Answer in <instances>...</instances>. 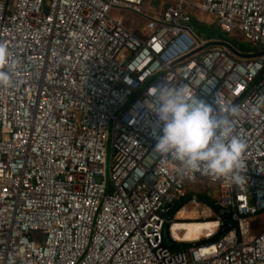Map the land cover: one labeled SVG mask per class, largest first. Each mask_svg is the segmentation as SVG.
<instances>
[{
	"label": "built area",
	"instance_id": "2783aa9c",
	"mask_svg": "<svg viewBox=\"0 0 264 264\" xmlns=\"http://www.w3.org/2000/svg\"><path fill=\"white\" fill-rule=\"evenodd\" d=\"M155 1L0 0V42L15 63L12 85L0 86V264H264V229L250 227L264 213V110L249 115L264 94V0ZM193 6L257 51L199 38ZM123 11L144 17L143 35ZM162 83L241 109L238 183L181 173L153 150L144 104ZM200 178L231 213L220 214L228 229L217 241L196 244L173 235L169 213ZM189 205L201 203L193 196L180 211ZM167 225L172 242L193 244L171 249Z\"/></svg>",
	"mask_w": 264,
	"mask_h": 264
},
{
	"label": "clouds",
	"instance_id": "9594fccd",
	"mask_svg": "<svg viewBox=\"0 0 264 264\" xmlns=\"http://www.w3.org/2000/svg\"><path fill=\"white\" fill-rule=\"evenodd\" d=\"M14 70V62L9 66L8 47L0 42V86L12 85ZM149 96L151 107L144 104L145 118L155 117L148 119L156 141L155 152L178 162L181 173L204 170L214 180L239 182L246 145L233 133L234 118L241 113L238 106L226 107L221 94L216 93V107H213L196 96L189 84L154 85ZM261 110H264V94L256 97L249 115L255 116Z\"/></svg>",
	"mask_w": 264,
	"mask_h": 264
},
{
	"label": "rangeland",
	"instance_id": "374dc122",
	"mask_svg": "<svg viewBox=\"0 0 264 264\" xmlns=\"http://www.w3.org/2000/svg\"><path fill=\"white\" fill-rule=\"evenodd\" d=\"M46 2H48V0H46ZM155 2L158 4H162L163 7H166L170 5L173 0H156ZM190 13L192 15L191 26L194 28L199 38L209 41H227L239 48L246 47V49L250 48L253 51H256L258 49L256 45L251 43L249 40L245 39L239 31L226 33L220 30L217 25V18L214 15L194 6L190 9ZM122 14L125 15L129 20L128 27L131 28L135 33L140 34L139 30H143L145 23L144 17L130 11H123ZM144 32L145 31H143V33ZM112 153L113 150L111 134L107 147L108 178L111 169ZM187 190L202 192L207 191L213 198H218V185L214 182L208 181L205 178H200L196 183H189L187 185ZM206 207L208 206L203 204H201L199 207L189 205L187 206V210H182L177 213L174 217H172L177 221L172 228L173 235L177 239L182 241H198L210 238V235L213 233H215V235L220 233L222 226L219 227L218 221L198 222L203 221L204 219L218 220L220 215L216 213L213 209L212 211H207V218H205L202 211ZM250 227L252 236H255L260 233L264 229V213L258 215L257 217H252L250 219ZM176 246L180 247L182 245Z\"/></svg>",
	"mask_w": 264,
	"mask_h": 264
},
{
	"label": "trees",
	"instance_id": "16d2710c",
	"mask_svg": "<svg viewBox=\"0 0 264 264\" xmlns=\"http://www.w3.org/2000/svg\"><path fill=\"white\" fill-rule=\"evenodd\" d=\"M235 48L239 52H241L242 54H247L249 51H251L250 48L246 49V47L245 48L244 47L239 48V47L235 46ZM193 196H196L201 204L211 207L216 213H218L219 215L220 214L222 215V213H223L222 209L216 204V201H217L216 198H213L207 191L202 192V191L187 190V186H186V191H185L184 195L179 197L175 201V203L173 204L169 215L175 216L176 213L179 212L183 206H185L189 203V201L193 198ZM198 222H202V221H198ZM227 229H228V224L222 226L220 233L210 237L209 239H204V240L198 241V242H196V244L215 242L226 232ZM192 244L193 243H189V242L178 243V242L173 241L172 246H169V247L173 250H179V249L187 248V247L191 246ZM176 245H182V246L178 247Z\"/></svg>",
	"mask_w": 264,
	"mask_h": 264
},
{
	"label": "water",
	"instance_id": "95a60500",
	"mask_svg": "<svg viewBox=\"0 0 264 264\" xmlns=\"http://www.w3.org/2000/svg\"><path fill=\"white\" fill-rule=\"evenodd\" d=\"M259 49H262V46H260ZM233 50L235 51V49H233ZM235 52H237V51H235ZM222 212L227 213V214H230L231 213V210L226 209V210H222ZM163 236H164V240H165L166 244L168 246H172L173 242L171 240L170 228H169L168 225L164 227Z\"/></svg>",
	"mask_w": 264,
	"mask_h": 264
},
{
	"label": "bare ground",
	"instance_id": "6f19581e",
	"mask_svg": "<svg viewBox=\"0 0 264 264\" xmlns=\"http://www.w3.org/2000/svg\"><path fill=\"white\" fill-rule=\"evenodd\" d=\"M212 221H218V220H207V221H202V222H212ZM219 222V221H218ZM176 223V222H175ZM219 225H220V222H219ZM173 233V231H172Z\"/></svg>",
	"mask_w": 264,
	"mask_h": 264
},
{
	"label": "crops",
	"instance_id": "0c3cea01",
	"mask_svg": "<svg viewBox=\"0 0 264 264\" xmlns=\"http://www.w3.org/2000/svg\"><path fill=\"white\" fill-rule=\"evenodd\" d=\"M156 4H158V3H156ZM159 4H160V3H159ZM139 32H140L141 35H143V30H139Z\"/></svg>",
	"mask_w": 264,
	"mask_h": 264
}]
</instances>
